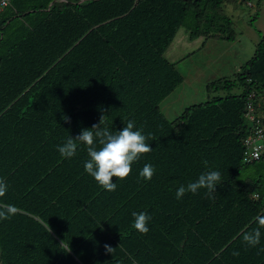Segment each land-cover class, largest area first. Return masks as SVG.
<instances>
[{
  "label": "trees",
  "instance_id": "16d2710c",
  "mask_svg": "<svg viewBox=\"0 0 264 264\" xmlns=\"http://www.w3.org/2000/svg\"><path fill=\"white\" fill-rule=\"evenodd\" d=\"M224 1L8 0L0 8V178L8 184L0 205L17 207L0 220L1 264H264V228L254 248L242 236L264 217V160L242 161L249 97L264 110V34L239 74L208 83L224 95L173 121L159 107L183 81L164 56L179 28L190 39H234ZM104 111L112 131L133 120L152 136L153 150L127 178H113V192L85 172V145L72 158L57 150ZM145 164L156 168L151 180L139 175ZM250 166L254 175L241 179ZM208 171L221 173L214 198L206 189L176 198ZM133 212L152 217L147 234L133 228Z\"/></svg>",
  "mask_w": 264,
  "mask_h": 264
},
{
  "label": "rangeland",
  "instance_id": "374dc122",
  "mask_svg": "<svg viewBox=\"0 0 264 264\" xmlns=\"http://www.w3.org/2000/svg\"><path fill=\"white\" fill-rule=\"evenodd\" d=\"M222 9L232 20L233 40L214 36L190 39L181 27L164 52L183 77V81L159 103L160 110L170 121L179 117L187 106L224 95L225 91L208 90V83L219 78L233 79L239 74L253 56L260 34H264V0H226ZM232 92L238 89L233 88ZM257 103L264 104L261 94ZM257 113L264 119V110L257 109ZM254 173L252 166L243 168L240 178Z\"/></svg>",
  "mask_w": 264,
  "mask_h": 264
},
{
  "label": "clouds",
  "instance_id": "9594fccd",
  "mask_svg": "<svg viewBox=\"0 0 264 264\" xmlns=\"http://www.w3.org/2000/svg\"><path fill=\"white\" fill-rule=\"evenodd\" d=\"M107 114L104 111L100 116L99 123L92 125L91 128L82 129L76 137L70 136L62 145L57 146V150L62 157L72 158L77 154L78 147L85 145L89 157L84 163L85 172L94 177L103 189L113 192L117 189L113 178H127L132 172V164L137 162L142 154H147L153 149L147 143L152 139L151 134L145 135L142 127L137 129L135 121L128 120L121 130L112 131L107 125ZM63 119L70 123L69 117L65 116ZM203 163L205 167H208L206 160ZM155 173L154 165L145 164L139 175L143 179L151 180ZM221 182L219 171L201 173L196 181L190 182L186 186L181 185L176 192V198L181 199L189 192L196 194L200 189H206L207 195L214 198L217 185ZM7 191L8 184L3 178H0V197H3ZM16 214L17 207L15 205H0V220L11 219ZM132 215L134 217L133 228L142 234H147L150 230L148 223L152 217L147 212H133ZM257 223L259 227L242 234L243 241L248 247L254 248L260 244L264 217H258ZM104 247L107 253H112L115 250L107 244ZM261 251H264V248ZM233 255L238 256L239 251L233 252Z\"/></svg>",
  "mask_w": 264,
  "mask_h": 264
},
{
  "label": "built area",
  "instance_id": "2783aa9c",
  "mask_svg": "<svg viewBox=\"0 0 264 264\" xmlns=\"http://www.w3.org/2000/svg\"><path fill=\"white\" fill-rule=\"evenodd\" d=\"M8 0H0V8L8 4ZM245 116L249 120L251 128L249 133L243 138V157L244 163H251L258 160H264V122L257 113L253 104V95L249 97L246 104ZM254 199L258 197L257 193L252 195ZM264 211V207H263Z\"/></svg>",
  "mask_w": 264,
  "mask_h": 264
},
{
  "label": "crops",
  "instance_id": "0c3cea01",
  "mask_svg": "<svg viewBox=\"0 0 264 264\" xmlns=\"http://www.w3.org/2000/svg\"><path fill=\"white\" fill-rule=\"evenodd\" d=\"M260 39V38H259ZM259 41V40H258ZM246 63V62H245Z\"/></svg>",
  "mask_w": 264,
  "mask_h": 264
}]
</instances>
